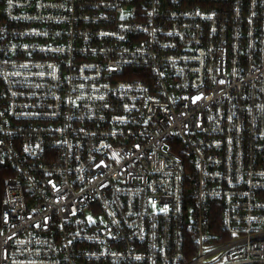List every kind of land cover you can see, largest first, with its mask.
Wrapping results in <instances>:
<instances>
[{"label":"built area","instance_id":"1","mask_svg":"<svg viewBox=\"0 0 264 264\" xmlns=\"http://www.w3.org/2000/svg\"><path fill=\"white\" fill-rule=\"evenodd\" d=\"M0 264H264V0H0Z\"/></svg>","mask_w":264,"mask_h":264},{"label":"trees","instance_id":"2","mask_svg":"<svg viewBox=\"0 0 264 264\" xmlns=\"http://www.w3.org/2000/svg\"><path fill=\"white\" fill-rule=\"evenodd\" d=\"M193 171L190 165L187 166L186 169V180H185V186H186V191L191 193L192 192V187H193ZM219 224V223H217ZM218 228V225H217Z\"/></svg>","mask_w":264,"mask_h":264}]
</instances>
